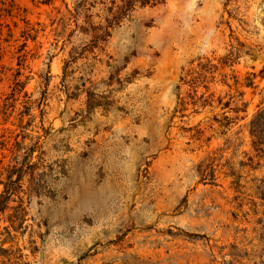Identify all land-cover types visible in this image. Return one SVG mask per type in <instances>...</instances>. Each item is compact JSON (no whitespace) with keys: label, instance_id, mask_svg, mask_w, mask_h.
Instances as JSON below:
<instances>
[{"label":"rangeland","instance_id":"374dc122","mask_svg":"<svg viewBox=\"0 0 264 264\" xmlns=\"http://www.w3.org/2000/svg\"><path fill=\"white\" fill-rule=\"evenodd\" d=\"M0 264H264V0H0Z\"/></svg>","mask_w":264,"mask_h":264}]
</instances>
